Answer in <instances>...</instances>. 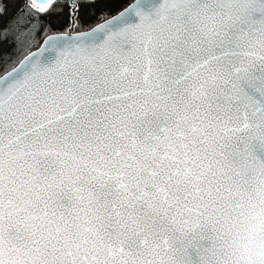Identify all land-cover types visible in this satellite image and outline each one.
Returning <instances> with one entry per match:
<instances>
[{"label":"snow or ice","instance_id":"1","mask_svg":"<svg viewBox=\"0 0 264 264\" xmlns=\"http://www.w3.org/2000/svg\"><path fill=\"white\" fill-rule=\"evenodd\" d=\"M63 7L0 0V264H264V0H134L31 51Z\"/></svg>","mask_w":264,"mask_h":264},{"label":"trees","instance_id":"2","mask_svg":"<svg viewBox=\"0 0 264 264\" xmlns=\"http://www.w3.org/2000/svg\"><path fill=\"white\" fill-rule=\"evenodd\" d=\"M73 0H60L61 3L70 4ZM133 0H74L79 5L78 12H74L69 7H63L51 14H44L47 18L37 24L41 27V31L37 34L41 43L43 38L51 33L58 32H78L90 29L95 24L103 21L105 18L117 13ZM25 0H7L8 16L11 19L23 7ZM75 25V26H73ZM38 45L31 46V51L36 49ZM3 48L10 50L9 45L4 44ZM27 51V49H26ZM12 65L7 66L10 70ZM4 74L0 69V75Z\"/></svg>","mask_w":264,"mask_h":264},{"label":"water","instance_id":"3","mask_svg":"<svg viewBox=\"0 0 264 264\" xmlns=\"http://www.w3.org/2000/svg\"><path fill=\"white\" fill-rule=\"evenodd\" d=\"M73 1H71V3H72ZM132 2H134V0L133 1H131L130 3H132ZM130 3L129 4H127L126 6H129L130 5ZM125 6V7H126ZM121 10H123V8L121 9ZM120 11V10H119ZM115 14H117V13H115ZM114 14V15H115ZM111 18V16L109 17V19ZM102 22H104V20L103 21H101V22H99V23H102ZM98 24V23H97ZM97 24H95L94 26H92L90 29H87V30H83V31H91V29L93 28V27H95ZM78 32H80V31H78ZM78 32H58V33H51V34H70V35H76V34H78ZM46 37L47 36H45L44 38H43V40L41 41V43H40V45L36 48V49H34V50H32V51H38L39 50V47L40 46H42V44H43V41H44V39H46ZM18 66V65H17ZM11 70V69H10ZM10 70H8V71H10ZM5 74V73H4Z\"/></svg>","mask_w":264,"mask_h":264}]
</instances>
